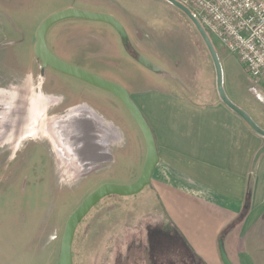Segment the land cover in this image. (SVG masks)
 Listing matches in <instances>:
<instances>
[{
	"label": "rangeland",
	"instance_id": "rangeland-1",
	"mask_svg": "<svg viewBox=\"0 0 264 264\" xmlns=\"http://www.w3.org/2000/svg\"><path fill=\"white\" fill-rule=\"evenodd\" d=\"M147 1L143 40L127 41L137 60L99 22L78 19L54 24L47 48L129 94L156 87L200 105L220 102L211 59L192 23L166 1ZM66 3L0 0V20L16 39L0 49V264H56L69 217L100 186L136 182L145 161L143 137L116 97L43 68L35 56L38 27ZM211 41L225 66L227 97L239 108L261 109L251 78ZM229 71L250 84L232 86ZM31 104V111L21 110ZM149 195L146 187L99 201L76 228L72 264H192L176 233L158 222Z\"/></svg>",
	"mask_w": 264,
	"mask_h": 264
},
{
	"label": "crops",
	"instance_id": "crops-1",
	"mask_svg": "<svg viewBox=\"0 0 264 264\" xmlns=\"http://www.w3.org/2000/svg\"><path fill=\"white\" fill-rule=\"evenodd\" d=\"M147 2L67 0L61 10L110 15L123 27L128 42L136 40L140 46L147 31ZM99 28L121 40L111 26L100 23ZM14 34L9 22L0 20V49L14 46ZM239 80L250 84L229 71L232 86ZM251 82L261 109H240L264 130V81ZM130 95L156 144L158 162L148 189L158 222L176 233L192 264H222L221 239L231 264H264V138L221 102L200 105L156 87Z\"/></svg>",
	"mask_w": 264,
	"mask_h": 264
},
{
	"label": "water",
	"instance_id": "water-1",
	"mask_svg": "<svg viewBox=\"0 0 264 264\" xmlns=\"http://www.w3.org/2000/svg\"><path fill=\"white\" fill-rule=\"evenodd\" d=\"M163 1L168 2L174 8L183 13L192 23L196 32L201 38L214 68L215 87L220 102L234 114H236L253 133L258 135L259 137L264 138V130L261 129L245 111L232 103L231 100L227 97L223 88L222 67L218 54L210 37L198 21V19L194 16L191 10L183 5L180 1ZM69 19H78L107 24L115 30V32L119 35L120 39L124 43H127L128 41L127 34L124 31L123 27L112 16L100 13H89L75 9H65L63 11L51 14L38 27L36 32V43L34 47L35 56L41 61L43 68H50L60 74L80 80L88 85L106 91L116 97L129 112L133 121L137 125L145 143L146 155L141 175L136 182L130 185L104 184L100 186L92 194H90L76 209V211L69 217L65 225L60 245V253L56 264H72V243L76 228L81 220H83V218L90 212V210L99 201L109 196L129 197L139 194L144 190V188L150 185L154 168L158 162L156 144L151 129L144 119L141 111L131 99L127 90L115 83L101 79L100 77H97L89 72H86L80 68L72 66L58 59L48 50L46 45V34L48 30L54 24ZM139 61H141L140 58ZM218 247L222 264H231L228 261L223 249V239L219 241Z\"/></svg>",
	"mask_w": 264,
	"mask_h": 264
},
{
	"label": "built area",
	"instance_id": "built-area-1",
	"mask_svg": "<svg viewBox=\"0 0 264 264\" xmlns=\"http://www.w3.org/2000/svg\"><path fill=\"white\" fill-rule=\"evenodd\" d=\"M254 81H264V0H181Z\"/></svg>",
	"mask_w": 264,
	"mask_h": 264
},
{
	"label": "flooded vegetation",
	"instance_id": "flooded-vegetation-1",
	"mask_svg": "<svg viewBox=\"0 0 264 264\" xmlns=\"http://www.w3.org/2000/svg\"><path fill=\"white\" fill-rule=\"evenodd\" d=\"M123 47H124V49L128 52V54L130 55V56H132V57H134V58H136V60L138 59V57L136 56V54L137 53H135L134 51H132V50H130V44L127 42V43H124L123 42ZM61 60V59H60ZM69 64V63H68ZM71 65V64H70ZM72 66H74V65H72ZM76 67V66H75ZM78 68V67H77ZM83 70V69H82ZM85 71V70H84ZM87 72V71H86ZM58 73V72H57ZM63 75V74H62ZM66 76V75H65ZM96 76V75H95ZM69 77V76H68ZM98 77V76H97ZM74 79V78H73ZM102 79V78H101ZM80 81V80H79ZM96 88V87H95ZM96 89H98V88H96ZM99 90H101V89H99ZM103 91V90H102ZM106 92V91H105ZM130 95V94H129ZM130 97H131V95H130ZM22 107V106H21ZM20 107V108H21ZM25 107V108H24ZM29 107V108H28ZM32 107H34V105L33 104H31V105H29V106H23L22 107V109L21 110H29V109H32ZM29 111H31V110H29ZM28 117H30L29 115L27 116H25V118L27 119Z\"/></svg>",
	"mask_w": 264,
	"mask_h": 264
},
{
	"label": "bare ground",
	"instance_id": "bare-ground-1",
	"mask_svg": "<svg viewBox=\"0 0 264 264\" xmlns=\"http://www.w3.org/2000/svg\"><path fill=\"white\" fill-rule=\"evenodd\" d=\"M29 108V107H28ZM43 108V107H42ZM26 112H28V111H26ZM30 113V112H29ZM40 115V114H39ZM41 117V116H40ZM20 118V117H19ZM18 118V119H19ZM31 118H33V117H31ZM21 120V119H20ZM18 122V121H17ZM19 123V122H18ZM21 124V123H20ZM49 124V123H48ZM18 125V124H17ZM24 125V124H23ZM32 125V124H31ZM21 127V126H20ZM30 127V126H29ZM40 128V127H39ZM35 129V128H34ZM33 130V129H32ZM35 132V131H34ZM52 132V131H51ZM45 134H46V132H45ZM54 135V134H53ZM47 138V137H46ZM49 138V137H48ZM50 139V138H49ZM53 139V138H52ZM56 140H57V138H56ZM61 140H62V138H61ZM58 142V141H57ZM54 145V144H53ZM56 145V144H55ZM61 147H62V145H61ZM52 148V147H51ZM53 149V148H52ZM69 151V150H68ZM58 159V158H57Z\"/></svg>",
	"mask_w": 264,
	"mask_h": 264
}]
</instances>
